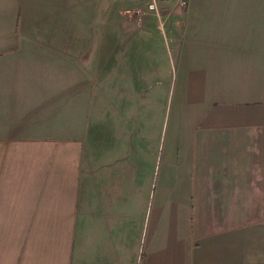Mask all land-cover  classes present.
Wrapping results in <instances>:
<instances>
[{"label": "crops", "instance_id": "crops-1", "mask_svg": "<svg viewBox=\"0 0 264 264\" xmlns=\"http://www.w3.org/2000/svg\"><path fill=\"white\" fill-rule=\"evenodd\" d=\"M158 6L0 0V264H264V0Z\"/></svg>", "mask_w": 264, "mask_h": 264}, {"label": "built area", "instance_id": "built-area-1", "mask_svg": "<svg viewBox=\"0 0 264 264\" xmlns=\"http://www.w3.org/2000/svg\"><path fill=\"white\" fill-rule=\"evenodd\" d=\"M146 1V8H134V9H126L124 13L126 15H132L136 22L141 23L143 19L148 14H154V16L158 20L159 27H162V22H160V14H159V6L158 0H145ZM174 8L185 9L188 5V0H173Z\"/></svg>", "mask_w": 264, "mask_h": 264}, {"label": "rangeland", "instance_id": "rangeland-1", "mask_svg": "<svg viewBox=\"0 0 264 264\" xmlns=\"http://www.w3.org/2000/svg\"><path fill=\"white\" fill-rule=\"evenodd\" d=\"M173 62L171 61L170 63V66H171V70H172V81L169 85V89L167 90L168 91V96H167V101H166V105H165V116H164V128H165V131L168 132L171 130L173 126V122H172V118H173V114L175 112V108H174V104L175 102L173 103L172 101L173 98H172V94H173V85H174V78H175V71H174V68H173ZM161 149H159L157 152H156V156L154 158V176H157L158 174V170H159V166L162 162V153H161Z\"/></svg>", "mask_w": 264, "mask_h": 264}]
</instances>
